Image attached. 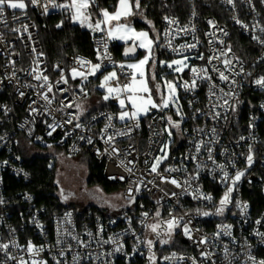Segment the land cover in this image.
I'll return each mask as SVG.
<instances>
[{"label":"built area","instance_id":"1","mask_svg":"<svg viewBox=\"0 0 264 264\" xmlns=\"http://www.w3.org/2000/svg\"><path fill=\"white\" fill-rule=\"evenodd\" d=\"M46 2L47 0H41L42 4ZM56 2L64 3L65 0H56ZM235 2L236 8L232 10L231 6L223 3L222 0H188V12L184 17L167 14L178 19L180 27L195 28L194 35L199 39L200 44L198 49L187 53L193 57L190 61L193 66H207V57L215 50H227L231 38L230 27L238 30L250 41L256 48V53L250 60L241 59L231 48L228 58L232 59V66L229 70H225L220 61H213V64L225 70V74L230 76V81L234 80L235 83L220 81L209 66V74L212 75L217 86L216 97L209 98L208 89L211 82L198 81V87L192 92L180 88L178 93L184 116L180 128L171 129V136L165 131L170 127L166 117L172 116L171 113L176 111L175 107L162 112L153 109L148 116L141 117L139 129L133 131L130 136H116L111 144L105 143L107 135H115L117 131L126 130V122L115 118L120 111L118 102L114 99L104 101L106 90L98 87L103 75L114 70L113 65L105 61L102 68L103 75L97 73L96 77H89V80L83 84L84 92L80 91L81 80L79 78L73 80L70 76V70L79 67L76 63L77 57L93 63L99 62L96 50L101 33H94L92 37L94 58L68 55L64 60L57 61L51 66L47 62L39 30L32 15L42 20L65 18L71 24H75L70 19L69 13L49 5L48 13L44 14L41 6H29L27 15L20 21L13 22L12 10H7L9 28L0 25V34L3 37L0 40V201H2L0 202V244L10 246L7 253L0 250V264H18L21 256L31 264L30 254L26 251L29 241L36 247H44L45 251L39 258L46 260L47 264H56L58 259L61 260V264H73V255L76 253L82 257L80 264H152L149 257L153 253L156 264H168L162 260V257L170 256L173 252L158 256L155 245L157 243L160 246L164 245L158 242L156 234L149 235L150 228L146 225L167 221L171 218L169 213L177 217L183 216L182 223L190 220L189 227L193 230V240H190L184 236L182 228H177V232H181L182 237L188 242L191 252H175L178 257L183 256L185 259L173 261L172 264H193L192 258H195L196 264H229V261L231 264H253L249 256L255 257L257 264L260 260H264V237L256 234L264 233V208L256 212L252 202L246 197L248 191L256 189L264 198V180L256 171L257 168L264 167V107H262L264 97L252 105L244 129L241 121L242 109L250 102L246 99L245 93L250 91L264 94V88L255 83L256 79L264 77V70L262 72L258 68L259 65L264 64V59H261L264 57V45L252 39L253 35L264 38V34L251 30L256 24L264 26V0H252L251 6L242 0ZM215 4L222 9V13ZM194 10L195 17L192 15ZM17 15H20L19 10ZM234 16L249 28L245 29L241 24H237L233 19ZM208 20H214L217 27L224 29L228 35L224 36L216 31L215 37H207L205 33L213 31L207 23ZM23 24L29 25L31 40L27 38L26 33L10 31V28H21ZM168 27L163 19L161 33ZM217 38L222 39L224 44L215 42ZM209 39L214 41L212 45L209 44ZM193 42L192 33L188 35L181 33L173 40V46L178 47ZM116 46L113 40L109 41L108 50L112 60L117 65L126 64V61L117 58ZM33 47L37 53H43L39 57L40 68L47 70L45 74L49 76L50 82L54 83L60 79V71L56 69V65L64 69L65 75L69 78L67 85H58L59 88H67L68 91L56 93V99L51 106H48L37 94L44 91L36 87L40 82L28 74L31 68L35 67L32 63L36 59V54L32 52ZM159 49L168 58H180L168 48L161 46ZM198 53H202L205 60L196 59ZM10 61H15V64ZM116 70L119 72L118 68ZM249 73L251 75H248ZM182 77L183 80L190 81L192 74L186 70ZM124 82L125 78L121 75L120 83ZM219 89H223V92H234L235 95L217 99L223 96ZM53 91L56 92V89L54 88ZM21 92L24 93L23 96L20 95ZM225 99L228 100L227 105L224 104ZM61 100L65 103L81 105L82 114L78 121L66 123L69 113L75 115L79 111L75 106L63 111H55L61 108ZM213 103L217 105L214 110ZM31 108H36L38 111L32 112ZM197 109L200 111L197 112ZM213 111L220 112V117L212 119ZM108 115L114 117L112 123L115 127L109 128L107 133H104L103 130L109 123ZM93 116L97 119L93 120ZM172 118L174 121L181 120L180 116H172ZM76 123H80L81 127H75ZM50 124L61 126L53 131L49 127ZM213 128L216 129L215 134L211 132ZM198 129H204V132H199ZM242 136L244 139H240ZM82 137L91 138L92 143H88L87 139ZM200 140H204L207 147L202 148L201 153L197 155L195 143ZM165 144L172 148L170 155L159 166L160 175L151 173L153 158L163 155L160 149ZM250 146L253 163L248 166L246 157ZM23 147L30 151L32 147L44 150L59 149L69 157H76L86 152L97 162L104 164L103 174L108 181L124 186L123 195L126 200L132 201L131 207L109 216L92 211L82 213L73 209L50 213L32 193L17 190L13 185V181L25 186L31 183V174L27 170L22 153ZM113 147L118 151L113 152ZM207 148H212L216 164L208 160ZM190 156H197V159L193 160L189 158ZM145 160L148 161L147 164ZM218 164H225L230 175H234L237 170L245 173L232 193L231 203L221 215L214 214L226 191L225 185L220 181L221 173L216 169ZM129 168L132 169L131 172L128 171ZM165 168L177 170L167 172L164 171ZM161 177L166 179L162 180ZM173 178L181 184L180 188L167 182ZM185 180L190 181V186L184 183ZM137 188L139 191H136ZM129 189L133 191L130 193ZM197 189L199 193L211 196L212 199L210 201L194 199ZM173 192L177 193V196L173 197L171 195ZM237 202L241 205L246 204L247 209L242 212L241 208L236 206ZM157 211L161 213L160 217H156ZM205 211L213 214L204 216L202 213ZM144 213H148V216L145 217ZM153 216L157 220L153 219ZM257 221L261 223L258 224ZM224 225L231 227L225 230ZM163 227L162 224V229ZM226 231H230L231 235L225 234ZM72 236L78 237L87 247L78 245ZM203 237L207 238V244L194 242ZM58 238L64 243L57 244ZM149 239L155 241L151 251L146 245ZM13 243L20 247L12 246ZM68 245H71L72 251L62 258L60 252L66 250ZM225 245L228 248L227 258L224 252ZM118 247L120 251H116ZM203 251L213 255L205 259L201 256ZM9 256L17 259H9Z\"/></svg>","mask_w":264,"mask_h":264},{"label":"snow or ice","instance_id":"2","mask_svg":"<svg viewBox=\"0 0 264 264\" xmlns=\"http://www.w3.org/2000/svg\"><path fill=\"white\" fill-rule=\"evenodd\" d=\"M223 3L230 5L232 10L236 8L235 0H222ZM242 2L247 3L251 6L252 0H242ZM49 5L52 8L61 9L70 15V19L74 23H79L82 27L89 28L93 33H101L100 38L97 40V60L99 62L93 63L92 61L86 60L81 57L76 58V63L79 67H73L70 70L71 79L75 80L79 78L81 80L80 91L84 92L83 84L84 82L89 80V77H96L97 73H102V68L104 66V62L108 61L113 65L114 70L108 72L106 75H103V79L100 81L98 87L106 90V94L103 96L104 101H109L110 99H114L118 102L120 111L118 115L115 117L121 122H126L124 131H117L115 135H107L105 139L106 144H111L116 136H130L131 133L140 127V120L142 116H148L149 113L155 109L157 111H164L170 107H175L176 115L180 116V121H174L172 116H167V123L170 126L166 128L168 135H172L171 129H179L180 123L183 120V112L182 108L179 105V95L178 90L183 88L186 92H192L198 87V81L211 82L208 89L209 98L216 97V84L213 81L212 75L209 74V66L211 67V71L216 73L218 79L222 82H229L230 76L225 74V70H229L232 66V59L228 58L229 53L231 52V45L227 46V50H215L213 54L207 57L206 65L207 66H193L190 64V61L193 57L187 53H191L193 50L198 49L200 44L199 39L194 35L195 28H189L187 26L180 27L178 19L174 17H170L165 15L163 17L166 24L169 26L163 33L157 32L155 29V25L151 20H148L145 16V12L147 11L148 5L144 4L142 6L141 0H117L116 4L113 5V11H109L107 8H103L99 4V0H65L64 3H57L56 0H47L46 3H41V0H0V25H3L5 28H9V21L6 15L7 10H12L11 16L12 21L17 22L22 19V17L27 15V8L29 6H41L43 8L44 14H47L49 11ZM17 10H19L20 15H17ZM193 17L196 16L195 10L192 13ZM139 16L145 20V22L151 26V31L155 33V35H150L149 31L141 30L137 31L132 26V21L130 18ZM234 21L237 24H241V26L245 29H248L249 26L247 24H243V22L236 16L233 17ZM209 27L213 29V31L205 33L207 37H215L216 31L221 32L224 36H227L228 33L224 29H219L214 20L207 21ZM175 26V27H173ZM57 27H61V24H58ZM29 25L23 24L21 28H10V31L16 33H26L27 38L31 40V33L28 31ZM252 31H258L264 34V26H260L259 24L252 26ZM183 33L184 35H188L189 33L193 34V43H184L179 45L178 47L173 46V40ZM2 34H0V40H2ZM252 39L257 43L264 45V38L260 35H253ZM112 40H119L125 43L131 42L130 46L125 48L124 56L128 57L130 55H135L137 49H142L145 52V55L142 59L136 60L134 63H120L116 64L115 61L112 60V57L108 50V43ZM209 44L212 45L214 41L209 39ZM215 42L223 45L224 41L222 39L217 38ZM27 46V45H26ZM165 47L170 49L173 53L178 55L179 59H172L170 62L167 61H159L160 67H167L173 73L181 74L188 70L192 74V78L190 81L183 80V77L180 76L178 79L169 80L165 76H161L160 79H157V73L155 71L157 67V60L155 57V49L158 47ZM32 52L36 54V59L32 61L35 67L31 68L29 71V75L33 77L34 80L40 82L36 87L39 89H43L44 91H40L37 94L40 98L46 102L48 106H51L55 99L56 93L66 92L67 88H59L58 85L64 84L67 85L69 83L68 76L65 75V70L60 69L59 65H56V69L60 71V79L53 82H50L49 76L45 74L46 69L40 68V60L39 57L43 55V53H37L36 49L33 47ZM224 59L221 60V58ZM199 60H205V56L202 53H198L195 57ZM261 59H264L262 57ZM213 61H220L224 65L225 70H221L217 65L213 64ZM13 65L15 61H10ZM119 69V72L116 69ZM243 69H241L242 71ZM239 75V73H236ZM15 75V72H13ZM121 75L124 76L125 82L123 84L120 83ZM248 75H251L249 73ZM181 81H183L181 83ZM115 82V83H113ZM231 83H235L234 80L230 81ZM255 83L262 88H264V77H260L255 80ZM31 86V85H29ZM54 88L56 92H54ZM223 93L222 97L217 99H223L224 96H234V92H223V89H219ZM51 94V95H50ZM21 96L24 93H20ZM85 95L87 93L85 92ZM157 100L159 102H157ZM35 103V101L33 102ZM191 103V102H190ZM61 108L56 109L55 111H63L66 108H72L75 106L77 110V114L73 115L69 113V118L66 123L71 124L73 120L78 121L80 119V115L82 114V107L80 104L73 103H65L63 100L60 101ZM224 104H228V100H224ZM217 107L215 103H213V110ZM264 107V105H262ZM32 112L38 111L36 108H31ZM200 110L197 109V112ZM103 115V114H102ZM221 113L218 111H213L212 119H216L220 117ZM112 115H108L107 119L109 123L105 126L103 130L104 133H107L109 128H114V124ZM93 120H96L97 117L93 116ZM163 119V117H161ZM59 124H50L49 127L52 128L53 131L57 127H60ZM75 127L80 128L81 124L76 123ZM152 127L151 125L149 126ZM199 132H204V129H198ZM211 132L215 134L216 129H211ZM158 134V133H157ZM51 135V132L49 133ZM82 139H87L88 143H92L91 138L82 137ZM240 139H244L242 136ZM168 145L165 144L161 149V153L163 155L154 157V162L151 163L150 172L160 175L158 169L159 166L163 163L164 160L168 158L167 149ZM207 143L204 140H200L195 143V152L197 155L201 153L202 148H206ZM113 152L118 151L115 147L112 148ZM208 151V160H211L213 164H216V161L212 155V148H207ZM252 149L249 147V154L246 157V161L248 166H251L253 163V155L251 154ZM189 158L196 160L197 156H190ZM147 164L148 161L145 160ZM234 166V164H233ZM199 168L200 165L198 164ZM216 169L221 173L220 181L226 187V191L224 193L223 198L219 201V207L216 209L214 214L221 215L225 211L226 206L231 203V196L237 183L241 180V178L245 175L244 172L237 170L234 175H230L229 171L225 164L216 165ZM214 169V171L216 170ZM177 169L165 168L164 171L171 172L176 171ZM129 172L132 171L131 168L128 169ZM162 180L166 178L161 177ZM167 182L175 185L177 188L181 187V184L176 179H170ZM185 184L190 186V181L185 180ZM133 190L129 189L131 193ZM136 191H139L137 188ZM173 197L177 196V193L173 192L171 194ZM194 199H204L210 201L212 199L211 196L204 195L199 193L197 189V194L193 197ZM2 202V201H0ZM159 203V202H158ZM237 207L241 208V211H245L247 209V205H241L240 202H237ZM199 213V209L197 210ZM210 214L207 211L203 212L202 215L209 216ZM145 217L148 216V213L143 214ZM156 217H160L161 213L159 211L156 212ZM170 219L163 222H157L151 225H146L150 228L151 232L156 234V238L161 245H167L171 242L174 230L177 228H182L184 236L188 239L193 240L192 229L189 227L191 223L190 220L183 222L184 217L174 216L172 213H169ZM70 222V221H69ZM256 223H261V221H257ZM162 224L164 225L162 229ZM231 226L224 225L223 228L225 230L230 229ZM159 229H162L158 231ZM67 231V230H65ZM220 233H217L219 235ZM225 234L231 235L230 231H226ZM264 237V233H256ZM71 235V233H68ZM91 235V233H89ZM162 236H166L167 238H161ZM59 237V230H58ZM72 239L77 242L81 247H87V245L78 239L76 236H72ZM197 244H207V238L203 237L198 241H194ZM64 243L61 239H57V244ZM107 243V241H105ZM146 245L148 249H151L155 245V241L149 239L146 241ZM9 244H0V250H3L7 253V249L9 248ZM14 247L19 248L18 244L13 243ZM122 247V246H121ZM120 247L116 248V251H120ZM26 251L30 254L31 264H47V261L39 258L40 254L45 251L44 247H36L32 244L31 241L28 242ZM72 251L71 245H68L66 250H61L60 256L66 257L67 253ZM225 256L227 258L228 248L224 246ZM213 255V253L203 251L201 252V256L205 259H209ZM9 259H17L16 257L9 256ZM81 255L76 253L73 255V264H80ZM250 260L253 261V264H257L255 257L249 256ZM149 259L152 261V264H156V257L153 253ZM185 257L177 256L175 252H173L170 256L162 257V260L168 262V264H172L173 261H183ZM193 264H196L195 258H192ZM18 264H28L27 261L21 256L19 258ZM56 264H61V260H56ZM231 264V261H229ZM258 264H264V260H260Z\"/></svg>","mask_w":264,"mask_h":264},{"label":"trees","instance_id":"3","mask_svg":"<svg viewBox=\"0 0 264 264\" xmlns=\"http://www.w3.org/2000/svg\"><path fill=\"white\" fill-rule=\"evenodd\" d=\"M116 2L117 0H99L100 6L108 8L109 11H113V5H115ZM141 3L142 6L144 4L148 5L145 16L153 22L155 29L160 33L163 29V17L165 15L174 14L184 17L188 12V0H141ZM216 8L222 13L220 7L216 6ZM32 16L38 27L42 48L49 65L52 66L57 61L64 60L68 55H81L94 58L92 48V37L94 33L92 31L83 29L76 24H71L65 18L55 17L49 18L48 20H42L34 15ZM58 24H61V27L58 28ZM132 24L138 29H148V26L145 23L138 21L137 16L134 17ZM230 28L231 48L241 59L250 60L255 55L256 48L238 30L232 27ZM125 46L126 45H119L116 46L115 49L117 58L121 61H124L122 58V51ZM159 50V47L155 49L157 53ZM159 55L160 54L158 53V57ZM258 68H260L261 71L264 70V64L259 65ZM245 96L250 102L246 103L242 109L241 121L243 129L247 114L250 112L252 105L263 98L264 94L247 91ZM171 114H173V112ZM82 154L88 157L89 185H99L107 194H112L118 191L123 192L124 186L122 184L110 182L104 177L103 163L97 162L86 152H83ZM23 156L26 161L27 170L31 174V183L25 186L19 182L13 181V185L17 187V190L21 189L32 193L41 205L46 206L50 213L60 212L64 209H73L82 213L92 211L93 213L109 216L131 207L132 201L126 199V206L120 211H111L108 208H100L97 206H88L84 209L77 210L74 206L64 205L61 203L57 194L54 166L53 168L50 167L55 161H49V159L44 156L29 158L24 153ZM256 171L264 180V167H259ZM247 193L246 197L252 202L253 208L256 212L264 208V198L259 191L252 189V191H248ZM155 252L160 256L167 252H191V248L189 247L188 242L182 237L181 232H176L171 244L160 246L157 243L155 245Z\"/></svg>","mask_w":264,"mask_h":264},{"label":"rangeland","instance_id":"4","mask_svg":"<svg viewBox=\"0 0 264 264\" xmlns=\"http://www.w3.org/2000/svg\"><path fill=\"white\" fill-rule=\"evenodd\" d=\"M133 22V18H130ZM139 22L145 23L148 26V29L136 28L133 24L132 26L137 30H146L149 31L150 35H155L154 32L151 31V26L148 25L145 20L139 16H137ZM149 20V19H148ZM79 27L91 31L87 27H82L79 23H75ZM157 31V30H156ZM117 46L119 45H128L131 42L125 43L119 40H113ZM140 56L138 59H142L145 55L144 50L139 49ZM158 53L160 54L158 57ZM155 51V57L157 60V67L155 69L157 73V79L159 80L161 76H165L169 80L178 79V76H182V74L173 73L167 67H160L159 61H167L170 62L172 59L179 58H168L161 50L159 52ZM137 59V60H138ZM134 61H126L125 63H134ZM186 71V70H185ZM179 95V93H178ZM157 102H159L157 100ZM179 105L182 108V102L179 97ZM177 117L176 111H173L172 116ZM184 116V115H183ZM145 117V116H142ZM172 148L170 146L167 147V155L169 157L170 151ZM22 152L27 157H47L49 161H55L54 164L50 167L55 169V182L57 185V194L60 198V201L64 205L74 206L75 209L80 210L84 209L88 206H97L100 208H108L111 211H120L122 208L126 206L125 198L122 191H118L112 194H107L99 185H89V162L88 157L81 154L76 157L67 156L62 150L59 149H39L37 147H32V150H28L26 148H22ZM153 219H156L153 216ZM157 220V219H156ZM159 222V221H158ZM157 223V222H156ZM159 231V230H158ZM178 230L175 229L171 242H173L174 234ZM149 235L154 236L155 233L149 231ZM161 238H167L166 236H162ZM159 242V241H158Z\"/></svg>","mask_w":264,"mask_h":264},{"label":"water","instance_id":"5","mask_svg":"<svg viewBox=\"0 0 264 264\" xmlns=\"http://www.w3.org/2000/svg\"><path fill=\"white\" fill-rule=\"evenodd\" d=\"M128 46H130V44L126 45V46L123 48V51H122V58H123V60H124V61H134V60H137V59L139 58V56H140V51H139V49H137L135 55H130V56H128V57H125V56H124L125 48L128 47Z\"/></svg>","mask_w":264,"mask_h":264}]
</instances>
